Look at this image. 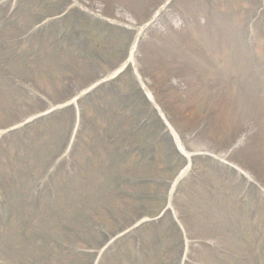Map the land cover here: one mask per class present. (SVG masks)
<instances>
[{
    "label": "rangeland",
    "instance_id": "1",
    "mask_svg": "<svg viewBox=\"0 0 264 264\" xmlns=\"http://www.w3.org/2000/svg\"><path fill=\"white\" fill-rule=\"evenodd\" d=\"M19 1L23 26L32 23L31 12L53 14L62 8L60 12H85L139 35L132 54L134 68L190 155V166L168 191L164 203L167 215L146 225L138 235L147 249L142 247V252L133 239L125 237L120 258L117 260L111 250L109 255L103 254L101 264H166V259L156 256L157 251L165 258L172 255L168 240L179 241L180 237L185 246L180 264H264V0H48L45 9L41 0H34L27 8V0H0V27ZM54 34H48L49 38ZM49 38L47 51L36 47L40 55L32 56L29 66L41 68L43 74H57L54 70L59 62H68L64 61L65 53L49 48ZM125 41L121 38L120 43ZM132 47L133 43L128 56ZM7 60L0 56L2 128L19 124L25 115L37 111H30L33 106L14 84L1 79L7 78L5 71L28 76L29 66L20 64L24 71L17 65L7 68ZM110 107L90 134H83L81 143L85 144L91 133L94 142L98 130L106 132L122 123L121 116L114 119L107 112ZM87 114L90 117L93 112ZM45 138L51 143L45 144ZM45 138L35 136L20 153L13 140L8 153L3 150L0 156V264H71L70 244L58 251L49 248L43 237L60 243L80 238L87 241L93 236L89 214L96 218V224L105 222L112 229L120 224V219L96 217L107 205L111 168L99 162L111 158L108 142H101L95 150L99 158H89L91 171L68 182L59 177L56 183L60 186L63 182L64 188L58 196L54 194L50 201L45 192L38 199L47 181L42 178L45 163L59 146L57 133ZM81 154L79 147L76 158ZM157 165H152L155 177L162 178L161 161ZM112 168L125 171L120 164ZM134 171L147 172L140 164ZM34 179L39 181L34 184ZM153 202L147 204L151 210L157 205ZM111 205L115 213L121 206L119 202ZM142 222L149 221L143 219L136 225ZM155 234L168 239L156 249L152 246ZM77 247L85 248L81 244Z\"/></svg>",
    "mask_w": 264,
    "mask_h": 264
},
{
    "label": "trees",
    "instance_id": "2",
    "mask_svg": "<svg viewBox=\"0 0 264 264\" xmlns=\"http://www.w3.org/2000/svg\"><path fill=\"white\" fill-rule=\"evenodd\" d=\"M19 18H15L14 21H11L9 25L13 26V27H19V24H20ZM41 36L38 35V37L34 39L35 41L32 40V41H29L27 43V45L25 44V46H26L25 49H22L23 46L15 45L16 46L15 50L20 47L19 50L17 49V51L11 52V54L13 56H16V55L18 56V58H16L15 66L17 65V67L20 68V64H24V62H25L26 67H28L30 58L34 55H36V56L40 55V51H39L40 49L39 50L35 49L33 55H31V56H30V53H31V50H33L34 48H36L38 46H39V48L44 49L45 44L42 41H40V39H42V38H40ZM6 40H7L6 38L0 39L1 42H4ZM97 48H98V46H96V48H93V50L95 51ZM69 51H70V54L67 53V56H66L69 59V61H67L68 63L65 64V63L59 62V65L56 66V70H54V71L59 72L63 76H67V81L70 83V87H71V85H73L72 83H74L75 80L83 79V78H81L82 74H86V72L89 73V71H93L94 65L96 64L97 61H96L94 52H90V51L87 52L86 49H83V51H79L78 49H70ZM82 54H84V56H81ZM7 68H8V65H7ZM20 69L22 71L25 70V68H20ZM31 69H35V68H33L32 66H29V68H27V75H29V76H22V77H24L26 79V81H28L29 83H31L35 87H37L38 90H45L44 86L41 85V83L44 80L38 79L36 77L48 76L49 80L51 82V85H52V81L54 83H56V80L53 77H51V73L50 74H43L40 71V70H42L41 68H40V70L35 69L33 71ZM83 80H85V79H83ZM45 83L48 84L47 82H45ZM64 89H67V88L64 87ZM56 94L59 95V98H61V94H60V92H58V90H55V95ZM104 100L105 99L103 98L102 101H104ZM97 105L102 107L100 102H95V101H93V102L91 101L89 104V107L94 108ZM115 115L117 116L116 112H115ZM60 116H56V117L48 119L47 121H49V123H47V125H56L59 127L61 126L63 128L62 133H64V130L68 126V125L65 126V120H67L68 118L65 117L63 119V123H62V118L59 119ZM107 122H108V126H109V119H107ZM68 123H69V119H68ZM93 126H94V122L89 120L87 122V128H92ZM117 130H119V127L118 128L115 127L113 129L112 128L109 129V127H108L106 132H104L102 129H100V131L98 130L96 132L97 143L95 144V146L93 147V146H91V144H89V145L86 144V146L88 148H90V151L92 153L95 151V148H97L99 146V144L103 141L104 142H110L111 141L113 143L110 145V148L111 149L117 148L119 145L122 144V142L127 141L126 140L127 139V128H125L123 130V133L121 132L120 135H114L113 132L117 131ZM37 133H38V128L35 129V133L33 135L35 136ZM33 135H32V137H33ZM27 137H29V134L27 135ZM20 141H21V139H20ZM85 160L86 161L88 160V156H85ZM102 162H103V160H101L99 162V165ZM85 168H86V163L84 165H82L81 167L79 166L78 172L82 173L85 170ZM118 177H119L118 174H116V175L113 174V179L118 178ZM131 179H134V178H131V176H129V175L125 176V180H126L127 185L129 184L128 180H131ZM129 187H130V189H126L125 195L124 194L122 195V193H124V191L121 190L122 188H117V183H115L116 189L113 188V186L110 187V189L108 190L109 195L111 194L110 193L111 191L113 193H117L116 196H113V204L116 202H121L124 204L129 203V202L139 203V204L143 203V198H142L143 194H141L140 191L142 189L144 190V188H147L146 185L140 184V185L129 186ZM51 188L53 190L59 189L56 185V182H54V181L52 182Z\"/></svg>",
    "mask_w": 264,
    "mask_h": 264
}]
</instances>
